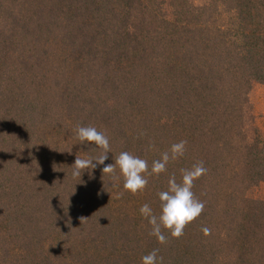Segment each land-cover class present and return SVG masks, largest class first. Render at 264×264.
Instances as JSON below:
<instances>
[{
	"label": "trees",
	"instance_id": "trees-1",
	"mask_svg": "<svg viewBox=\"0 0 264 264\" xmlns=\"http://www.w3.org/2000/svg\"><path fill=\"white\" fill-rule=\"evenodd\" d=\"M253 83L264 0H0V264H141L156 248L163 264H264ZM78 125L108 137L105 164L127 151L150 171L172 144L186 152L132 195L104 165L73 177L76 156L101 152ZM198 161L204 210L159 244L139 209L159 215L169 177Z\"/></svg>",
	"mask_w": 264,
	"mask_h": 264
},
{
	"label": "clouds",
	"instance_id": "clouds-1",
	"mask_svg": "<svg viewBox=\"0 0 264 264\" xmlns=\"http://www.w3.org/2000/svg\"><path fill=\"white\" fill-rule=\"evenodd\" d=\"M76 138L82 145H95L101 150L95 158H81L76 156L72 165L74 178L81 177L84 170L95 169L98 165H104L103 174H108L113 180L123 178V189L132 195L142 193L149 183L148 177H159L167 171L170 161H176L184 156L187 141L181 140L174 143L170 148L161 154V158L152 162L149 171L148 161L125 151L115 158L114 163L105 164L110 153L108 137L93 126H77L75 129ZM151 145L149 146V149ZM95 161V163H93ZM119 169V177L116 176V169ZM207 169L203 161H198L191 168L181 169V178L177 181L173 174L167 181V189L160 191L157 195L160 202L159 215L153 212L149 204H143L139 211L141 216L150 225L149 235L156 238L159 244H167L169 238L179 239L184 235L185 228L197 220L204 210V203L200 201L192 191L194 183ZM120 195H123L121 193ZM86 219L81 217L80 220ZM205 234H210V229L204 228ZM160 249H153L149 254L141 258V264H163L164 258L158 256Z\"/></svg>",
	"mask_w": 264,
	"mask_h": 264
},
{
	"label": "rangeland",
	"instance_id": "rangeland-1",
	"mask_svg": "<svg viewBox=\"0 0 264 264\" xmlns=\"http://www.w3.org/2000/svg\"><path fill=\"white\" fill-rule=\"evenodd\" d=\"M203 2L204 0H195ZM247 130H257L264 141V85L253 83L248 93ZM248 197L258 201H264V183L252 188Z\"/></svg>",
	"mask_w": 264,
	"mask_h": 264
}]
</instances>
